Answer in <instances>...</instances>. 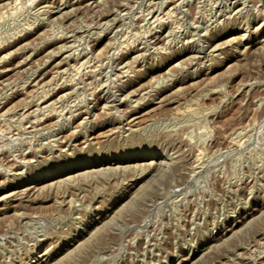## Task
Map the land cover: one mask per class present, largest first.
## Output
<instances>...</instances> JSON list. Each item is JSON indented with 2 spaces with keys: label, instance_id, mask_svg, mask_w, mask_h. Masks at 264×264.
Segmentation results:
<instances>
[{
  "label": "rangeland",
  "instance_id": "374dc122",
  "mask_svg": "<svg viewBox=\"0 0 264 264\" xmlns=\"http://www.w3.org/2000/svg\"><path fill=\"white\" fill-rule=\"evenodd\" d=\"M0 264H264V0H0Z\"/></svg>",
  "mask_w": 264,
  "mask_h": 264
},
{
  "label": "bare ground",
  "instance_id": "6f19581e",
  "mask_svg": "<svg viewBox=\"0 0 264 264\" xmlns=\"http://www.w3.org/2000/svg\"><path fill=\"white\" fill-rule=\"evenodd\" d=\"M31 1V0H30ZM167 3V2H166ZM186 3V2H185ZM180 4V3H179ZM217 4V3H216ZM6 5V4H5ZM101 5V4H100ZM150 5V4H149ZM15 6V5H14ZM12 7V6H11ZM78 8H79V6H78ZM83 8V7H82ZM230 9V8H229ZM11 10V9H10ZM176 12V11H175ZM177 13V12H176ZM171 14V13H170ZM147 18V17H146ZM155 19V18H154ZM153 19V20H154ZM164 20V19H163ZM32 29V28H31ZM14 44V43H13ZM242 44V43H241ZM44 45V44H43ZM160 46V45H159ZM113 47V46H112ZM63 48V47H62ZM61 50V49H60ZM56 52V51H55ZM48 54V53H47ZM56 54V53H55ZM108 54V53H107ZM243 54V53H242ZM110 57V56H109ZM28 61V60H27ZM58 64V63H57ZM60 64V63H59ZM18 65V64H17ZM61 68H59V70H60ZM95 69V68H94ZM80 71V70H79ZM53 72V71H52ZM96 72V71H95ZM80 73V72H79ZM61 74V73H60ZM44 75V74H43ZM92 75V74H91ZM50 81V80H49ZM41 83V80L40 79H35L34 80V84L36 85V86H38L39 84ZM79 84V83H78ZM74 85V84H73ZM77 86V85H76ZM22 88V87H21ZM57 88V87H56ZM53 89V88H52ZM47 90V89H46ZM31 93H32V91H31ZM58 94V93H57ZM49 96V95H48ZM47 96V97H48ZM46 97V96H45ZM35 99V98H34ZM113 99V98H112ZM162 102V101H161ZM172 102V104H173V101H171ZM163 103V102H162ZM32 104V103H31ZM167 104V103H166ZM169 104H170V102H169ZM165 104H163V106H164ZM2 106V105H1ZM161 106V105H160ZM162 106V107H163ZM50 108V107H49ZM78 109V108H77ZM156 110V109H155ZM42 112V111H41ZM56 112V111H55ZM85 112V111H84ZM185 112V111H184ZM37 113V112H36ZM150 113V112H149ZM62 114V113H61ZM78 114V113H77ZM151 114V113H150ZM23 115V114H22ZM27 115V114H26ZM144 115H146V114H144ZM147 115H149V114H147ZM146 115V116H147ZM44 116V115H43ZM48 116V115H47ZM150 117V116H149ZM23 118V117H22ZM147 118V117H146ZM24 119V118H23ZM142 120V119H141ZM146 120V119H145ZM35 121V120H34ZM135 121H137V118H136V120ZM37 123V122H36ZM133 124V123H132ZM135 124V123H134ZM44 125V124H43ZM28 127V126H27ZM32 127V126H31ZM46 128H48V127H46ZM115 128V127H114ZM25 130V129H24ZM31 131V130H30ZM162 161V160H161ZM159 162V161H158ZM15 166V165H14ZM162 167V166H161ZM166 169V168H165ZM192 171H193V169H192ZM50 178V176H46V177H44L43 179H40L39 180V182H42V183H45V182H47V180ZM177 178V177H176ZM35 186V185H34ZM36 187V186H35ZM34 187V188H35ZM28 191V190H27ZM35 191V190H34ZM23 192V191H22ZM29 192V191H28ZM16 194V193H15ZM14 194V195H15ZM13 195V194H12ZM20 195V194H19ZM26 195V194H25ZM16 196H17V194H16ZM135 196V195H134ZM21 197H23V196H21ZM4 199H2V201H3ZM236 232V231H235ZM227 240V239H226ZM225 241V240H224ZM81 243V242H80ZM263 253V252H262ZM240 256V255H239Z\"/></svg>",
  "mask_w": 264,
  "mask_h": 264
}]
</instances>
